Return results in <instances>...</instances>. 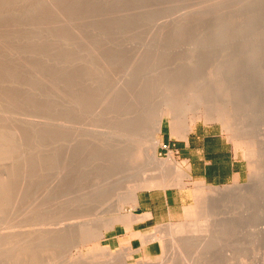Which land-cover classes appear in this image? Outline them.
<instances>
[{
	"label": "rangeland",
	"instance_id": "rangeland-1",
	"mask_svg": "<svg viewBox=\"0 0 264 264\" xmlns=\"http://www.w3.org/2000/svg\"><path fill=\"white\" fill-rule=\"evenodd\" d=\"M1 1L2 0H0V73H2L0 74V104L2 108L0 109V139L1 136L2 139L0 144L2 146L0 145V151L4 155L6 153V155H0V177L2 175V179H0V187L1 185L3 186V184L5 185L8 183V185H6V188L8 189H6L4 186L0 188V200H2V202L0 201V203L1 205H3V208L2 206H0V218L2 217L0 219V264H40V262H42V264H99V262H101L100 264H185L182 262V260L177 258L178 255H176L177 257L173 256L172 249L173 252L174 250H177L175 252H177V254L179 253L177 248H173L174 245L178 246L179 249L182 248L181 251L184 250L183 246L187 245L186 248L188 251L186 255L188 254V257H186L185 261H191V257L194 256V259L192 258L191 262L194 263V261H198L197 264H264V154H262V152H264V148H262L263 145L261 144L264 142V112H262L264 107V0H40V2L39 0H14V3H11V1L13 0H6L7 2L10 1L12 5L10 3H7L5 0L2 2ZM19 1L20 3L17 4V2ZM80 2L82 4H79ZM235 4H240V6H242L244 9L238 14H231V8ZM17 5H19L20 7ZM41 5L43 6L41 7ZM82 5L84 8L82 7ZM16 6L17 8L15 10ZM23 6H25L26 11L23 9ZM39 6L41 9L38 10ZM9 8H12V10ZM77 10H79L78 14L76 13ZM80 10H83V12ZM12 11L14 16L12 15ZM84 11L86 14H84ZM27 12L32 15L27 14ZM34 12L36 13L34 14ZM48 12H50V15L48 14ZM203 12L209 13L208 17L213 16L217 19L211 20L206 19V17L203 19V17L201 16ZM7 13L9 14V16ZM47 14L49 15V17ZM81 14H83V16ZM249 24L251 25V27H249V30H247L245 33H243L242 35H237V33L235 34V32L237 31L236 28L238 29V26H246ZM231 25H234V27L232 28ZM217 26H223V28L220 27L221 29L218 33L219 35L215 37V30L217 29ZM179 27H181L179 29L180 32H177V29ZM204 36L206 40H203L206 42L203 41L204 43L198 44V37L200 40L204 38ZM33 46L36 47L34 48ZM89 47L90 49L92 48L91 51L88 50ZM122 48L126 51L124 52ZM106 51L107 53H105ZM78 53H83V61H81L80 58L82 54L77 55ZM91 54L94 58L91 56ZM109 54L110 56H108ZM251 54H254V56H258L257 61L249 62V57L252 56ZM61 55L63 56L61 57ZM114 55L116 57H114ZM76 57H79V59L77 58V60ZM136 57L138 58V60H135ZM142 57L144 58L143 61ZM160 57L162 58V60ZM72 58L75 59V62H73L74 60ZM90 58L91 60H93L91 61ZM157 59L162 62L161 67L159 66L160 62L157 61ZM126 60L129 63H127ZM76 61H79L81 64H78ZM93 61L94 63L96 62L95 65L93 64ZM149 61H151V64L149 63ZM64 62H66V64H72L69 73L70 76L69 74L66 75L65 73V75L68 76H65L66 80L68 81V83H70V85L66 82L64 77ZM156 62L158 69L156 68ZM128 64H132L136 70L139 69V66L143 67L145 69H143L145 72H149L147 73L148 75H146L147 77L145 78V80L148 79L146 80L147 82L143 80V83L148 84H146V89H148L149 92L151 90V93L146 90V93L148 92L149 94H147L151 95V97L147 96L148 101L147 99L145 100L147 104L142 101V105L141 103L139 104V102H137V107L135 108L134 106L135 115L137 117L136 120L139 125V131L138 136L135 138L133 144L131 143L132 145H134L135 143V146H133L132 148L130 147L132 145H130L129 143L128 144L130 146H128V144H125L127 143V139H121V135L119 137V134L117 132H114V134L116 133V135L118 136L115 137V135L112 134L114 135V137L107 136L106 138V135L102 131L106 125L105 118L107 117V115L104 112L105 115L103 114L102 118L101 115H96V113L94 114V111L96 110L95 106L98 103L97 101H101V98H98V91L99 89H102L103 86L101 87V85L103 84V81L109 77L113 83L117 82L118 79L122 77L120 75L123 73L125 66L127 67ZM136 64L137 67H135ZM58 65L60 67H58ZM80 65L83 69H81ZM163 65L165 68H171L172 70L173 68L174 70H177L176 67L179 68V71H181V73L179 72V75L181 74L182 76H184L183 74L189 73L191 77L204 76L205 81H198L195 84L196 87L195 85L193 86V84L191 87H187L186 83L184 84L181 82L175 84V87L174 83H176L177 80L175 82L173 80L174 83L171 82V85H174L175 88L174 94L172 95L173 100L169 98L167 102L169 103L170 101L171 103L168 104L166 101H163L166 100L164 99L163 95L168 92H166L167 87L166 85H164V79H161L162 76L160 77L159 75V73L161 74V72L166 74V71L168 70H165L164 67L162 68ZM151 67L152 69H150ZM118 69L119 71H117ZM76 70L78 73L76 72ZM92 71L94 74L92 73ZM117 72L119 75L117 74ZM137 72L141 73L142 69H139V71ZM87 73H89V75ZM76 74L78 75V78L76 77ZM116 76L117 78H115ZM138 76L139 75L137 73L136 76H134V79L133 77H130L133 83L131 87L133 86L134 90L138 82L140 81L138 85H140L141 83V80H138L140 76ZM87 77H89L88 80ZM101 77L104 78L102 79ZM135 78L138 80V82L134 81ZM80 79H82L83 82H80ZM152 80H154V82ZM161 80L162 83H160ZM99 81L100 83H98ZM30 82H32V84ZM82 83L84 86L82 85ZM153 83H155V85H153ZM171 85L169 84L168 86L170 87V89L172 88ZM197 85L199 88L197 87ZM88 87H90L89 90ZM133 87L131 88V90H129V92L132 93L134 97H136L135 95H137L138 91L134 93V91H132ZM161 87L163 88V90H165L159 91V88ZM136 88L138 89L139 87L137 86ZM66 89L68 90L66 91ZM63 90L65 91L64 94ZM14 91L16 92L17 96L13 94L15 93ZM78 91H81V95L77 94H80V92ZM83 91L84 93H82ZM87 92L88 94H86ZM152 92H155V94L153 95ZM156 92L158 93V95H156ZM179 92L180 94H178ZM67 93L68 96L67 98H65ZM160 94H163V100L161 99L162 97H159L161 96ZM12 95L15 96V99ZM152 95L154 97H152ZM176 96L179 97V99H176ZM75 97H77V99L80 98L76 100L78 101L77 104L74 100ZM215 97L216 99L221 98L222 100L224 98V100L221 102V99H219L218 103L220 101L221 104L217 103L218 105H216V103H213L214 105L211 104L209 106V109L211 110L210 113L212 114V112H214L213 115H210V117H208L209 115L206 114V107L202 104L203 99L205 98L206 100H204L207 101L209 99H215ZM11 98L13 101L11 100ZM16 98L17 100L19 99L18 102H16ZM24 98L25 102L23 101ZM2 99L6 100L2 101ZM72 99L74 101H72ZM67 100L69 103L67 102ZM225 100L226 103L224 106L223 104ZM6 102L7 104H10L6 105ZM164 103L167 105H165ZM180 103L182 104V106L184 105L182 107L183 110L182 108L179 109L181 107ZM67 105L72 110L68 109ZM73 105H75V107H73ZM139 105L141 107H138ZM195 105L199 106V109L196 110V108H194ZM5 107H8V109L6 108V110ZM234 107H236L237 109L235 110ZM3 109H5V111ZM78 109L81 110L78 111ZM222 109L224 110L222 111ZM67 110L68 113H66ZM6 111L7 113L9 112V114H7ZM11 111L12 114H10ZM159 113L164 117L162 130L164 126L169 124H171L172 127L175 128L174 130L177 131L181 128L184 129L188 127L190 128L189 131H192L196 126L205 125L211 129L214 128L215 130L222 132L224 137L229 140L234 150L237 152L239 158L244 162L245 176L243 180L223 186H211L192 181L188 173L187 163L180 159L176 153L172 152L170 148L163 149L162 131L160 133H156L152 130L153 132H155V135L151 134L154 135V139L149 137L151 136L149 133L152 132L147 128V121L149 124L152 120L151 118H153L152 116L154 115V117H156L159 115ZM17 114L18 116H16ZM219 114H221L223 117ZM1 115L3 116V118ZM27 115L28 118L26 120ZM70 115H72V119L70 118ZM79 117L80 119H78ZM99 118H101V122ZM138 118H141L142 120L140 119V121H138ZM17 119L18 121H16ZM31 119L33 120L31 121ZM66 119L68 121H66ZM6 121H8L9 123H7ZM47 121L48 123H46ZM61 121L63 126L61 124ZM94 121L98 124L97 126L95 125ZM79 122L80 124H78ZM2 123H6V126H4V124ZM69 123L70 126H68ZM102 123L105 124L103 125ZM34 124H36V128H34ZM39 124L41 125V127L42 124H45L46 130L43 129L45 126L41 128ZM144 124L146 125V127ZM173 124L175 125V127ZM31 125L33 129L30 127V132H28L29 126ZM60 125L61 127H63L61 128V130H59ZM82 127L83 129H81ZM64 129L65 133L67 130V135L69 134L68 130H70V134L72 133L70 137V134L68 136L64 134ZM76 129L80 134L77 133ZM105 129L106 128H104V132L107 134V129ZM31 130L33 131L32 135H30V133H32ZM38 130L42 131V133H39ZM44 130L47 132H45ZM35 131L39 134H37ZM55 131L58 132L55 134ZM80 131H82L83 133H81ZM48 132L50 133L48 134ZM139 132H142V134H140ZM81 134H83L82 137ZM18 135H20L21 138ZM23 135H27V139H25L26 136ZM57 136L58 138L60 137L59 140L58 138H56ZM75 136L80 137L76 138ZM11 137L15 139L13 140L11 139ZM42 137L43 140H41ZM64 137L66 138V140ZM74 137L77 141L76 144L74 143ZM83 137H85V139ZM35 138L36 141L34 142ZM67 138L69 141L67 140ZM89 138H91V140H89ZM149 138H151L152 140L157 139L160 141L155 150L153 149L155 151V159H157V161L155 163V161L152 162L151 160V166L149 165V161H147V164H144V162H146L149 157L148 155L145 158V153L149 151L148 153L151 154L152 152V149H150L152 143L150 142ZM56 140H58L59 142ZM121 140L123 141V144ZM3 141L6 143H3ZM30 142L32 145L30 144ZM94 142L98 146H100V148H98ZM86 143L90 144L87 145ZM21 144H24V148L23 146H21ZM124 144L126 145L125 147ZM34 145L36 146L33 148L32 146ZM9 147H14V152L12 151L13 149H8ZM126 147L128 148L127 151ZM135 147L137 148V150ZM60 148L63 153H60V151L58 153L57 150H59ZM65 148L67 149V153ZM73 148H75V150ZM129 148H131L128 153L129 157L128 155L126 157L125 155L127 154ZM76 149L78 150L76 151ZM38 150L41 154L38 152ZM50 150L54 152L55 155H53ZM73 150L75 152H73ZM27 151L30 154L27 153ZM121 152H123L124 156ZM131 152L133 153V155ZM138 153L140 154L138 155ZM22 154H24V156H22ZM31 154L35 156H31ZM58 154L59 158L61 157L60 159L56 157ZM88 154L89 156L87 158ZM135 154L138 160L135 159ZM48 155H52L55 158L51 156L47 158ZM101 155L104 156L101 157ZM40 156H42V159L40 158ZM78 157H80V159ZM124 157L125 160H127L128 158L127 162L130 161L132 165L130 163H126V165L124 164L125 168L123 167V165H120L124 161ZM2 158L4 161L2 160ZM15 158L17 159L16 161ZM28 158L30 161L32 160V162H30L31 164L29 163V160H26ZM74 158H76L74 162L70 161ZM143 158L144 161H141L143 160ZM50 159L53 161H50ZM92 159L95 161L92 162ZM134 159L138 162H135ZM160 160L168 161V163H176V165L178 166V170L175 171L169 169L166 170L165 173H161V170L158 169L159 164H157ZM26 161L28 165L26 164ZM111 161H113L112 165H114V169L118 168L119 165V167L125 169L121 171L122 169L118 168L121 169V172H123L120 175L118 174L120 177H118V175L116 174V172L119 170L116 169V171L112 169L113 167L111 166ZM115 161L118 163H120L121 161V163H117V166V164H115ZM46 162H48L49 164H47ZM140 162H143L144 166L142 165V167L144 168L148 167L147 165H149L148 173L152 174L150 176L152 177V182H145L147 186L144 185L143 181V185H141L140 180L142 179V177H139V175H136L134 173L138 171L136 170L138 169L136 167L141 166L142 163ZM33 164L34 168L31 170ZM105 164L107 165V167ZM9 165L13 168V170L11 169V167L9 168ZM13 165H15V167ZM20 165L21 167L19 169ZM29 165L30 167H32L30 168ZM128 165H130L129 167H131V171H129V173L131 172L130 174L127 171L129 167L126 168ZM156 165L158 168L156 167ZM102 166L103 170H101ZM104 166L106 167L105 169ZM132 166L135 169H133V173ZM23 167L24 169H22ZM76 168L79 169L77 170V172ZM87 168L89 171H86ZM109 168L110 171L108 170ZM6 169L8 171V174ZM14 169L16 170L14 171ZM11 170L13 172H11ZM98 170H100V172ZM106 170H108L107 175H109V177H112V179L113 176L110 175L112 174L110 172L116 171L115 176L117 175L116 177L118 178L117 179L114 176V182L115 180H117L118 182L116 181V184L113 182V186L109 191V193L113 192L111 193L112 196L111 194L108 195L107 193L106 196L100 198V201L98 200V198L97 201H92L93 203L91 201L88 202V204L83 202V205H79L78 203V206L75 201L79 199L81 192L78 195L77 190H81L84 188V186L89 185L88 183L90 181L93 182L91 178H94V181H96L104 172V175H106ZM91 173H93V175ZM32 174L35 175V177ZM94 174H97L98 176L96 177ZM14 175H16V177ZM134 175H136V177L138 176L140 180H136V178H134ZM131 176L135 180H133ZM52 177L54 178L52 179ZM57 177L58 179L56 181L55 179ZM4 179H6V183ZM10 179L12 180V184L9 181ZM2 180L4 182H2ZM58 180H60L59 182L62 181V187L60 185L61 183H59ZM38 181L42 183H39ZM69 181L71 182L69 183ZM86 181H88V183L84 184L83 182ZM136 181H140L138 182L140 185ZM67 184L70 185L67 186ZM136 184H138L139 186L137 185L138 187H136ZM129 185L131 186L128 187ZM14 186L16 187V189L14 188ZM140 186H142V188L138 189ZM134 187L136 188L135 191H137L134 193L135 195H132L131 192L134 191ZM184 187L188 188L189 191H191L189 206L185 209V213L183 214V216H180L178 220L160 226L157 229V233L154 234L152 238L154 240H159L163 244V254L154 258L133 259L130 256L129 250L127 249L116 251L106 246V242L104 241L106 233L123 220L124 216L126 215L127 209L133 205L135 201L134 198L139 192L143 190H168ZM50 188L51 190L53 189L52 192ZM9 189L11 194L6 195ZM73 189L76 190L74 191ZM219 190V194L221 196L218 194V192H216ZM50 192L52 194H50ZM224 192L227 194V198H225L226 194H224ZM28 194L30 195L28 196ZM130 195H132V197ZM108 196H111L110 199L108 198ZM5 198L6 200L4 201ZM49 198L51 199L50 201ZM70 198L72 201H70ZM40 200H42V202ZM45 200H47L48 203H46ZM227 200H230V202H228ZM90 203H92V205L94 204V208H91L92 206H89L91 205ZM95 203L99 205L97 206V208L95 207L97 205ZM63 204H65V206ZM71 205L73 207H71ZM5 206L7 208H5ZM66 207L68 209V212L66 210ZM74 207L75 209H78L79 207L80 210L84 209L88 212H91L92 209L94 211V214L92 212L91 213L94 215V218L92 217V215L91 218L89 217V220H87L91 222V225L94 224L92 225L93 227L99 228L98 231L100 230L101 232L99 231L100 233L98 232L99 234H97L92 240L88 239L91 238V235L87 236L88 232H90L89 234H91V231L89 230L85 231L87 232L85 234L84 232H66L68 246L65 247V243L58 244V252V250H56V243L54 244V242H57L58 239H54L55 241L53 239L50 240L48 239L49 237L46 234V236L43 235L45 233L44 228L47 227V225L44 223L51 220V217L49 216H52V214L53 216L55 214L58 215L59 213L63 212V210H65V213H62V215L64 216H67L69 213H73V211L75 210ZM21 209H24L23 217L20 214L23 212V210ZM29 209L33 212H31ZM208 209L211 211L212 215H210ZM206 210L208 211V213L206 212L207 214L205 213ZM4 211L7 213V215L6 213H3ZM25 211L27 213H25ZM3 214H5V218L3 217ZM28 215L29 218L27 217ZM208 215L211 216V218L208 217L210 221L204 218H207ZM24 217L27 219H25ZM14 219H18L19 223L17 221V225L13 224L16 223V220L14 221ZM100 220L103 222H101ZM20 221L23 223H21ZM96 221L99 223H97ZM201 222H204V225H206V222L208 224H212L213 222V224L210 227H207L208 231L206 232L205 230L204 232H200L199 230V232L192 231V229L194 228V224H198L199 228V224ZM104 225L105 228L106 225H109L110 227L105 229ZM200 225L202 226V224ZM172 226H174V230L175 226L176 229L177 226H181V228L184 226L183 228H185V231H182L184 232V234L182 235L181 232V235L177 233V239L176 236L174 238L173 234L177 231L179 232V230H175V232L172 233V231H170V229L173 230ZM206 226H204V228H206ZM162 230L165 231L164 234H161ZM41 234L42 236H40ZM77 234H80V236H77ZM49 236L50 238H52L53 236H55V238H58L59 234L49 233ZM28 237L32 238H30L29 240ZM188 238L190 239V241ZM3 239L5 240L3 241ZM34 239L35 242H32L31 240ZM79 239L81 240V242ZM173 239L177 240L175 244L173 243ZM6 241L10 245H8ZM28 241L29 244H27ZM50 241L51 243L53 242V245H50L48 243ZM36 242L37 245L35 244ZM39 243H41V251L39 249ZM25 244L26 246H24ZM47 244L48 246L50 245L49 248ZM70 244L71 246H69ZM182 244L184 245L181 247ZM191 245H193L194 247ZM13 246L16 248H13ZM34 246L38 249L33 248ZM41 246H45V248H43L42 250ZM72 246L73 248H71ZM12 248L14 249V251ZM65 248H68V250H65ZM62 249L63 251H65L61 252ZM27 251L28 254H26ZM16 252H20L18 254L21 256L19 257ZM32 252L34 253V255L38 254L39 256L37 255L38 257L36 258V256H34ZM184 252H186V250ZM42 253L44 254V256L42 255ZM61 254H63V257ZM32 256L34 257L33 259ZM14 258H18V260L16 261V259ZM42 259H44L45 262ZM173 259L176 262L173 261Z\"/></svg>",
	"mask_w": 264,
	"mask_h": 264
},
{
	"label": "bare ground",
	"instance_id": "bare-ground-1",
	"mask_svg": "<svg viewBox=\"0 0 264 264\" xmlns=\"http://www.w3.org/2000/svg\"><path fill=\"white\" fill-rule=\"evenodd\" d=\"M2 1H4V0H2ZM2 1H1V2H2ZM5 1H6V0H5ZM20 1H21V0H20ZM20 1L17 2V4L20 3ZM33 1H34V0H33ZM35 1H36V0H35ZM58 1H59V0H58ZM6 2H7V1H6ZM12 2L14 3V0L11 1V3H12ZM37 2H38V1H37ZM39 2H40V0H39ZM7 3H10V1L7 2ZM11 3H10V4H11ZM23 3H24V2H23ZM42 3H43V2H42ZM50 3H51V2H50ZM52 3H53V2H52ZM3 4H4V2H3ZM33 4H34V3H33ZM33 4H32V5H33ZM35 4H36V3H35ZM43 4H44V3H43ZM79 4H82V3L80 2ZM11 5H12V4H11ZM15 5H16V4H15ZM22 5H23V4H22ZM36 5H37V4H36ZM36 5H35V7H36ZM83 5H84V4H83ZM83 5H82V7H83ZM4 6H5V5H4ZM17 6H19V5H17ZM17 6L15 7V10H16ZM42 6H43V5H41V7H42ZM47 6H48V5H47ZM19 7H20V6H19ZM23 7H24V8H23ZM23 7H22V8L25 10V6H23ZM1 8H2V7H1ZM32 8H34V7H32ZM46 8H47V7H46ZM70 8H71V7H70ZM83 8H84V7H83ZM7 9H8V8H7ZM9 9L12 10V8H9ZM39 9H41L40 6H39L38 10H39ZM49 9H50V8H49ZM67 9H68V8H67ZM243 9H244V8H243L242 6H240V4H235V5H233L232 8H231V14H238V13L242 12ZM20 10H21V9H20ZM27 10H28V8H27ZM35 10H36V9H35ZM68 10H69V9H68ZM1 11H2V10H1ZM22 11H23V10H22ZM25 11H26V10H25ZM31 11H32V10H31ZM31 11H30V13H31ZM78 11H79V10H77V12H76L77 14H78ZM80 11L83 12V10H80ZM6 12H7V11H6ZM18 12H19V9H18ZM28 12H29V10H28ZM28 12H27V14H30V13H28ZM36 12H37V11H36ZM36 12H34V14H35ZM205 12H206V11H205ZM205 12H203L202 14L200 13L201 16L203 17V19H204L205 17H206V19H211V20H215V19H217L216 17H213V16H209V17H208V14H209V13H205ZM2 13H3V12H2ZM8 13H9V12H8ZM8 13H7V14H8ZM20 13H21V11H20ZM25 13H26V12H25ZM32 13H33V12H32ZM79 13H81V12H79ZM48 14L50 15V12H48ZM48 14H47V15H48ZM84 14H86L85 11H84ZM198 14H199V12H198ZM12 15L14 16L13 11H12ZM23 15H24V14H23ZM30 15H32V14H30ZM49 15H48V17H49ZM81 15L83 16V14H81ZM3 16H4V15H3ZM8 16H9V14H8ZM33 16H34V15H33ZM84 16H85V15H84ZM199 16H200V15H199ZM15 17H16V16H15ZM19 17H20V15H19ZM79 17H80V16H79ZM80 18H81V17H80ZM22 19H23V18H22ZM30 19H31V18H30ZM7 20H8V19H7ZM16 20H17V19H16ZM19 20H20V19H19ZM24 20H25V19H24ZM0 21H1V20H0ZM5 21H6V19H5ZM5 21H4V22H5ZM2 22H3V21H2ZM231 26H232V25H231ZM235 26H236V25H235ZM220 27L223 28V26H217V27H216L217 29L215 30V37H217V36L219 35L218 33H219L220 29H221ZM225 27H226V26H225ZM233 27H234V25L232 26V28H233ZM249 27H251L250 24H249V25H246V26H238V29L235 27L236 30H237V31L235 32V34L237 33V35H242V34L245 33L247 30H249ZM180 28H181V27H179V28L177 29V32H178V31L180 32V30H179ZM235 28H234V29H235ZM233 32H234V31H233ZM201 37H202V36H201ZM201 37H200V38H201ZM203 39H205V36H204V38H202V39H200V40H199V37H198L197 43H198V44H201V43L206 42V41H204ZM205 40H206V39H205ZM212 40H213V39H212ZM203 41H204V42H203ZM29 45H30V44H29ZM31 45H32V44H31ZM33 47H34V46H33ZM35 47H36V46H35ZM35 47H34V48H35ZM83 48H84V47H83ZM21 49H22V48H21ZM91 49H92V48H91ZM91 49H90V47L88 48V50H90V51H91ZM111 49H113V48H111ZM116 49H117V48H116ZM122 49H123V48H122ZM122 49H121V50H122ZM117 50H118V49H117ZM123 50H124V52L126 51L125 49H123ZM17 51H18V50H17ZM80 51H81V50H80ZM21 52H22V51H21ZM23 52H25V51H23ZM86 52H87V49H86ZM120 52H121V51H120ZM18 53H19V52H18ZM105 53H107V51H106ZM126 53H127V52H126ZM128 53H129V52H128ZM252 53H253V52H252ZM254 53H255V51H254ZM79 54H82L80 58H81V61H83V59H82L83 53H78L77 55H79ZM84 54H85V52H84ZM103 54H104V53H103ZM88 55H89V54H88ZM112 55H113V54H112ZM112 55H111V57H112ZM115 55H116V54H115ZM115 55H114V57H116ZM125 55H126V54H125ZM251 55H252V54H251ZM62 56H63V55H61V57H62ZM72 56H73V55H72ZM91 56H92V54H91ZM91 56H90V57H91ZM108 56H110V54H109ZM255 56H256V57H255ZM255 56H254V54H253L251 57H249V62H255V61H257V57H258V56H257V55H255ZM70 57H71V55H70ZM92 57H93V56H92ZM140 57H141V56H140ZM59 58H60V56H59ZM77 58L79 59V57H76V59H77ZM86 58H87V57H86ZM86 58H85V60H86ZM93 58H94V57H93ZM106 58H107V56H106ZM109 58H110V57H109ZM127 58H128V56H127ZM160 58H161V57H160ZM190 58H191V57H190ZM64 59H66V58H64ZM72 59L74 60V61H73V60H72V61L75 62V59H74V58H72ZM78 59H77V60H78ZM104 59H105V57H104ZM140 59H141V58H140ZM85 60H84V61H85ZM90 60H91V58H90ZM92 60H93V59H92ZM92 60H91V61H92ZM94 60H96V59H94ZM110 60H111V59H110ZM135 60H138V58L136 57ZM143 60H144V58L142 57V61H143ZM161 60H162V58H161ZM258 60H259V59H258ZM113 61H114V60H113ZM115 61H116V59H115ZM142 61H141V62H142ZM157 61H159V60L157 59ZM76 62H77V61H76ZM87 62H88V60H87ZM103 62H104V61H103ZM126 62H127V60H126ZM135 62H136V61H135ZM150 62H151V61H149V63H150ZM159 62H160V64H159V63H158V64H159V66L161 67V63H162V62H161V61H159ZM77 63L79 64L80 62L78 61ZM82 63H83V62H82ZM84 63H85V62H84ZM95 63H96V62H95ZM95 63H94V61H93V64H94V65H95ZM127 63H129V62H127ZM131 63H132V62H131ZM64 64H65V68H64V77H65L66 75H68V74L70 73V69H71V67H72V64H71V63H70V64H66V62H64ZM80 64H81V63H80ZM86 64H87V63H86ZM89 64H90V63H89ZM103 64H104V63H103ZM122 64H123V63H122ZM124 64H125V62H124ZM132 64H133V63H132ZM132 64H130L131 66H130L129 64H128L127 67L125 66L124 71L122 70L123 73L121 72L123 75H122V74L120 75V76H122V77H121L120 79H118L117 82L114 81L115 83H113L112 80H111L109 77H108L106 80H104V81L102 80V81H103V84L101 85V87H102V86H103V87H102V89H99V91H98V92L100 93V94L98 93V95H99L98 98L100 97V98H101V99H100L101 101H97L98 103L96 102V103H97L96 106H95V109H96V110L94 111V114L96 113V115H97V114H98V115H101V117H102V115L104 114V112H105V114L107 115V117L105 118V120H106V125H105V127H104V128L107 129V131H106L107 134L104 132V128H103V131H102V132L106 135V138H107V136H108V137H109V136H110V137H111V136L114 137V135H115V137L118 136V135H116V133L114 134V132H117V133L119 134V137H120V135H121V137H122L121 139H127V143H125V144H128V143H129L130 145L133 144L135 138L138 136V131H139V128H138L139 125H138V123H137V120H136L137 117H136V115H135V108L137 107V102H139V104H140L142 101L146 103L145 100L148 98L147 96H150V97H151V95H148L149 93H151V90H150V92H149L148 89H146V84H147V83H143V80H145V78L147 77L146 75H148L147 73H149V72H145V71H144L145 69H144L143 67H139V66H138V68H139L140 70L142 69V72H143V73H142V72H141V73H140V72H137V71H139V69L136 70ZM150 64H151V63H150ZM98 65H99V64H98ZM140 65H141V63H140ZM154 65H155V64H154ZM60 66H61V64H60ZM60 66L58 65V67H60ZM142 66H143V64H142ZM74 67H75V66H74ZM80 67H81V65H80ZM123 67H124V66H123ZM135 67H137V64H136ZM144 67H145V66H144ZM147 67H148V66H147ZM152 67H155V66H152ZM152 67H151L150 69H152ZM163 67H164V65L162 66V68H163ZM98 68H99V66H98ZM98 68H97V69H98ZM156 68H157V62H156ZM81 69H83V68L81 67ZM92 69H94V68H92ZM95 69H96V68H95ZM143 69H144V70H143ZM157 69H158V68H157ZM164 69L167 70L168 68H165V67H164ZM170 69H171V68H169V69L167 70L168 72L166 71V74L161 72V74H162V75H161V74L159 73L160 77L162 76L161 79H164V81H165V84H164V85H166V87H167L166 92L168 91V92L165 93V94L163 93L164 95H163V94H160V95H161V96H159L160 98H161L162 95H163V96H164V99H166V100H163V97H162L161 99H162L163 101H166V102H167V100H169V98L172 99V97H173L172 95L174 94V90H175L174 85L177 84V83H179V82L184 83V84L186 83V86H187V87H188V86L191 87L192 84H193V86H194L198 81H200V82H201V81H205V80H204V78H205L204 76H193V77H191L190 73H189V74H183L184 76H182L181 74L179 75V72L181 73V71H179V70H180L179 68L176 67V69H177L178 71H177V70H174V68H173V70H172V69L170 70ZM120 70H121V69H120ZM159 70H160V69H159ZM159 70H158V71H159ZM161 70H162V69H161ZM169 70H170V71H169ZM8 71H9V70H8ZM14 71H15V70H14ZM72 71H73V68H72ZM79 71H80V70H79ZM84 71H85V70H84ZM117 71H119V69H118ZM152 71H153V70H152ZM154 71H155V70H154ZM162 71H163V70H162ZM6 72H7V71H6ZM59 72H60V71H59ZM76 72H77V70H76ZM86 72H87V71H86ZM90 72H91V71H90ZM95 72H96V70H95ZM159 72H160V71H159ZM164 72H165V71H164ZM177 72H178V73H177ZM1 73H2V72H1ZM1 73H0V74H1ZM11 73H12V72H11ZM65 73H66V75H65ZM77 73H78V72H77ZM80 73H81V72H80ZM92 73H93V71H92ZM111 73H113V72H111ZM137 73H138V75L140 76V77L138 76V77H139L138 80L140 79V80H141V83H140V85H138L140 81L138 82V80L136 79L137 77H136L134 81H137V82H138V84H137L136 82H135V83L137 84V86H138L139 88L137 89V88H136L137 86H135V90L137 89V90L135 91V90H134V87L132 86V87H133V90H132V91H134V93L138 91L137 95L134 94V95L136 96V97H134V96L132 95V93L129 92V90H131V88H132L131 85L133 84L132 81H131V79H130V77H133V79H134V76H136ZM156 73H157V72H156ZM15 74H16V73H15ZM71 74H72V73H71ZM74 74H75V73H74ZM87 74L89 75V73H87ZM93 74H94V73H93ZM115 74H116V72H115ZM115 74H114V76H115ZM117 74H118V72H117ZM154 74H155V73H154ZM76 75H77V74H76ZM118 75H119V74H118ZM150 75H151V74H150ZM15 76H16V75H15ZM69 76H70V74H69ZM81 76H82V75H81ZM84 76H85V74H84ZM92 76H93V75H92ZM111 76H112V75H111ZM155 76H156V75H155ZM163 76H164V78H163ZM8 77H9V76H8ZM66 77H68V76H66ZM66 77H65V80H66ZM71 77H72V76H71ZM76 77L78 78V75H77ZM93 77H94V76H93ZM118 77H119V76H118ZM10 78H11V77H10ZM61 78H62V77H61ZM101 78H102V77H101ZM101 78H100V79H101ZM103 78H104V77H103ZM103 78H102V79H103ZM115 78H117V76H116ZM150 78H151V77H150ZM5 79H6V77H5ZM67 79H68V78H67ZM88 79H89V77H87V80H88ZM157 79H158V78H157ZM201 79H203V80H201ZM96 80H97V79H96ZM113 80H114V78H113ZM146 80H148V79H146ZM146 80H145V82H147ZM149 80H150V79H149ZM173 80H174V82L177 80L176 83H174ZM34 81H35V80H34ZM81 81H82V79H80V82H81ZM84 81H85V79H84ZM134 81H133V82H134ZM152 81L154 82V80H152ZM66 82L68 83L67 80H66ZM66 82H65V83H66ZM76 82H79V81H76ZM82 82H83V81H82ZM149 82H150V81H149ZM171 82H173L174 85H171ZM30 83L32 84V82H30ZM33 83H34V82H33ZM65 83H64V84H65ZM98 83H100V81H99ZM160 83H162V80H161ZM68 84L70 85V83H68ZM68 84H67V85H68ZM84 84H85V83H84ZM169 84L172 86L171 89H170V87H168ZM198 84H199V83H198ZM82 85H83V83H82ZM147 85H148V84H147ZM150 85H151V84H150ZM153 85H155V83H153ZM156 85H157V84H156ZM33 86H34V85H33ZM83 86H84V85H83ZM94 86H95V85H94ZM177 86H178V85H177ZM181 86H182V85H181ZM186 86H185V87H186ZM86 87H87V85H86ZM175 87H176V85H175ZM185 87H182V88H185ZM195 87H196V85H195ZM195 87H194V88H195ZM197 87H198V85H197ZM200 87H201V86H200ZM89 88H90V87H88V90H89ZM97 88H98V85H97ZM173 88H174V89H173ZM198 88H199V87H198ZM139 89H140V90H139ZM195 89H196V88H195ZM67 90H68V89H66V91H67ZM69 90H70V89H69ZM146 90L149 92V93L147 92L148 94L146 93ZM161 90L164 91L165 89L163 90V88L161 87V88H159V91H161ZM181 90H182V89H181ZM188 90H189V88H188ZM75 91H76V90H75ZM152 91H153V90H152ZM179 91H180V90H179ZM14 92H15V91H14ZM64 92H65V91L63 90V94H64ZM78 92H80V94H79V93H77V94H78V95H81V91H78ZM89 92H90V91H89ZM188 92H189V91H188ZM8 93H9V90H8ZM10 93H11V92H10ZM12 93H13V92H12ZM82 93H84V91H83ZM152 93H153V92H152ZM156 93H157V92H156ZM3 94H4V93H3ZM13 94L16 95V92L13 93ZM17 94H18V93H17ZM86 94H88V92H87ZM90 94H91V93H90ZM146 94H147V95H146ZM154 94H155V92L153 93V95H154ZM178 94H180V92H179ZM5 95H6V94H5ZM82 95H83V94H82ZM153 95H152V97H154ZM156 95H158V93H157ZM12 96H13V98L15 99V96H14V95H12ZM16 96H17V95H16ZM67 96H68V93H67L66 97H65V95H64L65 98H67ZM177 96H178V95H177ZM177 96H176V97H177ZM181 97H182V96H181ZM181 97H180V98H181ZM9 98H10V97H9ZM9 98H8V99H9ZM18 98H19V97H18ZM69 98H70V93H69ZM71 98H72V97H71ZM80 98H81V96H80ZM80 98H78V99H80ZM83 98H84V97H83ZM91 98H92V97H91ZM95 98H96V96H95ZM174 98H175V97H174ZM21 99H23V98H21ZM34 99H35V98H34ZM78 99H77V97L74 98L75 101L78 100ZM92 99H93V98H92ZM151 99H152V98H151ZM161 99H160V100H161ZM176 99H179V97H177ZM204 99H205V98H204ZM204 99H203L202 104L206 107V110H207V111H206V110H205V111H206V114L209 115L208 117H210V115H213V112H214V111H213L212 114L210 113L211 110L209 109V106H210L211 104H213V103H216V105L221 104V102L224 100V98H223V100H222L221 98L216 99V97H215V99L213 98L214 100H213V99H212V100L209 99V100L205 101L206 99H205V100H204ZM219 99H221V102L219 101V103H218V100H219ZM4 100H6V99H4ZM4 100L2 99V101H4ZM11 100H12V98H11ZM16 100H17V98H16ZM18 100H19V99H18ZM18 100H17L16 102H18ZM30 100H31V97H30ZM30 100H29V101H30ZM74 100L72 99V101H74ZM86 100H87V99H86ZM94 100H95V99H94ZM172 100H173V99H172ZM12 101H13V100H12ZM23 101L25 102V98H24ZM23 101H22V102H23ZM83 101H84V100H83ZM147 101H148V99H147ZM67 102H68V100H67ZM77 102H78V101H76V104H77ZM84 102H85V101H84ZM86 102H87V101H86ZM175 102H176V101H175ZM198 102H199V101H198ZM198 102H196V103H198ZM227 102H228V101H227ZM13 103H14V102H13ZM13 103H12V104H13ZM68 103H69V102H68ZM73 103H74V102H73ZM81 103H83V102H81ZM94 103H95V102H94ZM167 103H168V102H167ZM169 103H171V102L169 101ZM169 103H168V104H169ZM217 103H218V104H217ZM225 103H226V100L224 101V104H223L224 106H225ZM228 103H229V102H228ZM5 104H6V105H9L10 103L7 104V102H6ZM24 104H25V103H24ZM84 104H85V103H84ZM86 104H87V103H86ZM146 104H147V103H146ZM146 104H145V105H146ZM164 104H165V103H164ZM172 104H173V103H172ZM172 104H171V105H172ZM180 104H181V103H180ZM26 105H27V104H26ZM141 105H142V103H141ZM165 105H167V104H165ZM178 105H179V104H178ZM203 105H202V106H203ZM213 105H214V104H213ZM226 105H227V104H226ZM24 106H25V105H24ZM24 106H23V107H24ZM78 106H79V103H78ZM82 106H83V104H82ZM86 106H87V105H86ZM134 106H135V108H134ZM172 106H174V105H172ZM183 106H184V105H183ZM183 106H182V104H181V107H180V108H179L178 106H177V107H178L179 109H181ZM207 106H208V107H207ZM263 106H264V105H263ZM16 107H17V106H16ZM67 107H68V105H67ZM71 107H72V106H71ZM73 107H75V105H73ZM138 107H141V106L139 105ZM145 107H146V106H145ZM174 107H175V106H174ZM185 107H186V106H185ZM193 107H194V106H193ZM193 107H192V108H193ZM213 107H214V106H213ZM213 107H212V108H213ZM217 107H218V106H217ZM219 107H220V106H219ZM222 107H223V106H222ZM1 108H2V107H1V104H0V109H1ZM6 108L8 109V107H5V109H6ZM80 108H81V107H80ZM85 108H86V107H85ZM169 108H170V107H169ZM194 108H196V110H197V109H199V106L195 105ZM234 108H235V110L237 109L236 107H234ZM5 109H3V110L5 111ZM7 109H6V110H7ZM68 109L72 110L70 107H68ZM74 109H75V108H74ZM175 109H176V108H175ZM185 109H186V108H185ZM216 109H217V108H216ZM226 109H227V108H226ZM9 110H10V109H9ZM9 110H8V111H9ZM70 110H69V111H70ZM79 110H81V109H78V111H79ZM159 110H160V108H159ZM182 110H183V108H182ZM223 110H224V109H222V111H223ZM261 110H262V109H261ZM170 111H171V110H170ZM172 111H173V108H172ZM205 111H204V112H205ZM216 111H217V110H216ZM218 111H219V110H218ZM71 112H74V111H71ZM137 112H138V110H137ZM226 112H227V111H226ZM262 112H264V107H263ZM6 113H7V111H6ZM66 113H68V110L66 111ZM221 113H222V112H221ZM2 114H3V112H2ZM7 114H9V112H8ZM10 114H12V111H11ZM15 114H16V112H15ZM30 114H31V113H30ZM94 114H92V115H94ZM105 114H104V115H105ZM172 114H173V113H172ZM214 114H215V113H214ZM5 115H6V114H5ZM19 115H20V114H19ZM24 115H25V114H24ZM36 115H37V114H36ZM68 115H69V114H68ZM68 115H67V116H68ZM96 115H95V116H96ZM152 115H153V114H152ZM219 115H221V114H219ZM225 115H226V113H225ZM1 116H2V115H1ZM16 116H18V114H17ZM37 116H38V115H37ZM44 116H45V115H44ZM71 116H72V115H70V118H71ZM139 116H140V115H139ZM174 116H175V115H174ZM174 116H173V117H174ZM221 116H222V115H221ZM33 117H34V116H33ZM152 117H153V118H151V119H152L151 121H150V119H149V121H150L149 124H148V121L146 120V121H147V125H148L147 128H148V130H151V132H152V133H149L150 135H151V134H154L155 132H156V133H160V132L162 131V125H163V120H164L163 115L160 114V113H159L158 116L154 117V115H153ZM222 117H223V116H222ZM2 118H3V116H2ZM19 118H20V117H19ZM19 118H18V119H19ZM27 118H28V115H27V117H26V120H27ZM38 118H39V117H38ZM66 118H67V117H66ZM68 118H69V117H68ZM76 118H77V116H76ZM93 118H94V117H93ZM102 118H103V117H102ZM0 119H1V117H0ZM18 119H17L16 121H18ZM29 119H30V117H29ZM46 119H47V118H46ZM71 119H72V118H71ZM78 119H80V117H79ZM94 119H95V118H94ZM99 119H100V122H101V118H99ZM138 119H139V118H138ZM140 119H141V118H140ZM140 119H139L138 121H140ZM143 119H144V117H143ZM174 119H176V118H174ZM4 120H5V116H4ZM6 120H7V118H6ZM21 120H22V119H21ZM32 120H33V119H31V121H32ZM34 120H35V118H34ZM36 120H37V119H36ZM51 120H52V119H51ZM62 120H63V118H62ZM90 120H91V119H90ZM103 120H104V119H103ZM141 120H142V119H141ZM2 121H3V119H2ZM45 121H46V120H45ZM45 121H44V122H45ZM48 121H49V120H48ZM48 121H47L46 123H48ZM66 121H68V120L66 119ZM75 121H76V120H75ZM84 121H85V120H84ZM6 122L9 123L8 121H6ZM12 122H13V121H12ZM21 122H22V121H21ZM35 122H37V121H35ZM39 122H40V121H39ZM64 122H65V119H64ZM104 122H105V121H104ZM142 122H143V121H142ZM175 122H176V121H175ZM175 122H174V124H175ZM22 123H23V122H22ZM22 123H21V124H22ZM24 123H25V122H24ZM28 123H29V122H28ZM30 123H31V122H30ZM33 123H34V121H33ZM46 123H45V124H46ZM49 123H50V122H49ZM70 123H71V122H70ZM70 123H69L68 126H70ZM94 123H95L96 126L98 125L95 121H94ZM2 124H4V123H2ZM45 124H44V125L42 124V127H41L40 124H39V125H40L41 128H43V126H45ZM51 124H52V123H51ZM53 124H54V120H53ZM55 124H56V123H55ZM61 124H62V121H61ZM72 124H73V123H72ZM78 124H80V122H79ZM102 124H103V123H102ZM104 124H105V123H104ZM104 124H103V125H104ZM174 124H173V125H174ZM7 125H8V124H7ZM12 125H13V123H12ZM34 125H35L34 128H36V124H34ZM48 125H49V124H48ZM48 125H47V126H48ZM65 125H66V124H65ZM95 125H94V126H95ZM107 125H108V126H107ZM144 125H145V124H144ZM4 126H6V123L4 124ZM22 126H23V125H22ZM22 126H21V127H22ZM54 126H55V125H54ZM54 126H53V127H54ZM62 126H63V124H62ZM66 126H67V125H66ZM73 126H74V125H73ZM10 127H11V125H10ZM30 127L32 128V125L29 126L28 132H30ZM40 127H39V128H40ZM48 127H49V126H48ZM88 127H89V126H88ZM145 127H146V125H145ZM174 127H175V125H174ZM17 128H18V127H17ZM45 128H46V126H45L43 129H45ZM50 128H51V127H50ZM61 128H63V127H61V125H60V129H59V130H61ZM78 128H79V127H78ZM140 128H141V127H140ZM172 128H173V127H172ZM23 129H24V128H23ZM23 129H22V130H23ZM32 129H33V128H32ZM51 129H52V128H51ZM68 129H69V128H68ZM71 129H73V128H71ZM79 129H80V128H79ZM81 129H83V127H82ZM84 129H85V128H84ZM106 129H105V130H106ZM174 129H175V128H173V130H172V134H174V136H175V135L178 134V132L175 130V131L177 132V134L174 133ZM186 129H187V130H186ZM186 129H185V130H186V133H188L189 130H190V128L188 127V128H186ZM25 130H26V129H25ZM34 130H36V129H34ZM45 130H46V129H45ZM45 130H44V131H45ZM47 130H48V129H47ZM49 130H50V129H49ZM56 130H58V129H56ZM62 130H63V129H62ZM86 130H87V129H86ZM100 130H102V129H100ZM152 130L155 131V132H153ZM0 131H1V130H0ZM3 131H4V130H3ZM3 131H2V132H3ZM12 131H13V130H12ZM14 131H16V130H14ZM31 131H32V130H31ZM38 131H39V130H38ZM68 131H69V134H70V130H68ZM76 131H77V129H76ZM93 131H94V129H93ZM145 131H146V129H145ZM20 132H21V131H20ZM23 132H24V131H23ZM28 132H27V133H28ZM35 132H36V131H35ZM45 132H47V131H45ZM53 132H54V131H53ZM57 132H58V131H57ZM57 132L55 131V134H56ZM62 132H63V131H62ZM71 132H72V131H71ZM80 132L83 133L82 131H80ZM5 133H6V132H5ZM8 133H9V132H8ZM12 133H13V132H12ZM17 133H18V131H17ZM27 133H26V134H27ZM36 133L39 134V133H42V131H39V133H38V132H36ZM43 133H44V132H43ZM49 133H50V132H48V134H49ZM51 133H52V132H51ZM66 133H68L67 130H66ZM66 133H65V129H64V134L67 135ZM77 133H78V131H77ZM77 133H76V134H77ZM84 133H85V130H84ZM90 133H91V132H90ZM93 133H94V132H93ZM139 133H140V132H139ZM143 133H144V132H143ZM147 133H148V132H147ZM10 134H11V133H10ZM32 134H33V131H32V133H30V135H32ZM48 134H47V135H48ZM55 134H54V135H55ZM60 134H61V131H60ZM69 134H68V135H69ZM71 134H72V133H71ZM71 134L69 135V137L71 136ZM76 134H75V135H76ZM78 134H80V133H78ZM112 134H114V135H112ZM140 134H142V132H141ZM30 135H29V136H30ZM54 135H53V136H54ZM57 135H58V134H57ZM68 135H67V136H68ZM82 135H83V134H81V137H82ZM102 135H103V134H102ZM154 135H155V134H154ZM154 135H151V136H149V137H151V138L154 139ZM178 135H179V134H178ZM178 135H177V136H178ZM185 135H186V134H185ZM185 135H184V136H183V135H182V136L179 135V136H180L181 138H185ZM4 136H5V135H4ZM18 136L21 138L20 135H18ZM23 136H26L25 139H27V135H23ZM36 136H37V135H36ZM42 136H43V135H42ZM53 136H52V137H53ZM58 136H59V135H58ZM58 136H57L56 138H58ZM72 136H73V135H72ZM95 136H96V135H95ZM144 136H145V135H144ZM6 137H8V136H6ZM9 137H10V135H9ZM15 137H16V136H15ZM38 137H39V135H38ZM47 137H48V136H47ZM75 137H76V136H75ZM75 137H74V139H75ZM78 137H80V136H77L76 138H78ZM85 137H86V136H85ZM85 137H83V138L85 139ZM104 137H105V136H104ZM16 138H17V137H16ZM56 138H55V139H56ZM64 138H65V137H64ZM64 138H63V139H64ZM98 138H99V137H98ZM151 138H149V140H150V142L152 143V144H151L152 146L150 147V149H152V152H151V154L148 153L149 151H147L148 154L145 153V154H146L145 158H146L148 155H149V157H148V159L146 160V162H144V164H145V163L147 164V161H149V162H150V164H149L150 166H151V160H152V162L155 161V163H156V161H157V159H155V153H154L155 151H154V150H155V148L158 146V144L160 143L159 140H157V139L152 140ZM1 139H2V136H1ZM1 139H0V142H1ZM11 139L14 140L15 138H12V137H11ZM33 139H34V138H33ZM45 139H46V136H45ZM50 139H52V138H50ZM53 139H54V138H53ZM59 139H60V137L58 138V140H59ZM74 139H73V140H74ZM79 139H80V138H79ZM79 139H78V140H79ZM95 139H96V138H95ZM144 139H145V138H144ZM3 140H4V139H3ZM41 140H43V137H42ZM58 140H56V141H58ZM61 140H62V137H61ZM65 140H66V138H65ZM67 140H68V138H67ZM82 140H83V139H82ZM86 140H87V139H86ZM89 140H91V138H89ZM110 140H112V139H110ZM110 140H109V142H110ZM119 140H120V139H119ZM24 141H25V140H24ZM31 141H32V140H31ZM35 141H36V138H35L34 142H35ZM68 141H69V140H68ZM71 141H72V139H71ZM93 141H94V140H93ZM107 141H108V140H107ZM137 141H139V140H137ZM7 142H8V141H7ZM11 142H12V141H11ZM15 142H16V141H15ZM15 142H13V143H15ZM18 142H19V141H18ZM20 142H21V140H20ZM26 142H27V141H26ZM58 142H59V141H58ZM76 142H77V141H76V139H75V142H74V143L76 144ZM80 142H81V140H80ZM80 142H79V144H80ZM82 142H83V141H82ZM90 142H91V141H90ZM112 142H113V141H112ZM114 142H115V140H114ZM118 142H119V141H118ZM121 142H122V144H123V141H122V140H121ZM135 142H136V141H135ZM3 143H6V142L3 141ZM94 143H95V142H94ZM94 143H93V144H94ZM105 143H106V141H105ZM131 143H132V144H131ZM263 143H264V142H263ZM263 143H261V144L264 146ZM8 144H11V143H8ZM30 144H31V142H30ZM81 144H82V143H81ZM86 144H87V143H86ZM88 144H90V143H88ZM88 144H87V145H88ZM95 144H96V143H95ZM95 144H94V145H95ZM125 144H124V147L126 146ZM129 144H128V146H130ZM137 144H139V143H137ZM0 145H1V144H0ZM25 145H26V144H25ZM31 145H32V144H31ZM96 145H97V144H96ZM99 145H100V144H99ZM1 146H2V145H1ZM5 146H6V145H5ZM16 146H17V145H16ZM21 146H23V148H24V144H23V145L21 144ZM27 146H28V145H27ZM27 146H26V147H27ZM35 146H36V145H34V146H32V147L34 148ZM67 146H68V145H67ZM71 146H72V144H71ZM78 146H79V145H78ZM133 146H135V143H134V145H132V146H130V147L132 148ZM263 146H262V148H264ZM3 147H4V146H3ZM10 147H11V145H10ZM10 147H9L8 149H11V150H12V149L14 148V147H13V148H10ZM18 147H19V146H18ZM54 147H55V146H54ZM60 147H61V145H60ZM86 147H87V146H86ZM94 147H95V146H94ZM94 147H93V148H94ZM97 147L100 148V146H98V145H97ZM122 147H123V146H122ZM136 147H137V146H136ZM136 147H135V148H136ZM15 148H16V147H15ZM20 148H21V147H20ZM27 148H28V147H27ZM29 148H30V146H29ZM68 148H69V147H68ZM91 148H92V147H91ZM131 148H129L127 154L125 153V154H126V155H125L126 157H127V155H128V153H129V151H130ZM0 149H1V147H0ZM17 149H18V148H17ZM17 149H16V150H17ZM65 149H66V148H65ZM73 149L75 150V148H73ZM101 149H102V147H101ZM119 149H121V148H119ZM119 149H118V150H119ZM127 149H128V148L126 147V151H127ZM153 149H154V150H153ZM3 150H4V148H3ZM29 150H30V149H29ZM35 150H36V149H35ZM74 150H73V152H75ZM77 150H78V149H76V151H77ZM79 150H80V149H79ZM89 150H90V149H89ZM99 150H100V149H99ZM105 150H106V149H105ZM105 150H104V151H105ZM118 150H117V151H118ZM123 150H124V149H123ZM136 150H137V148H136ZM146 150H147V149H146ZM260 150H261V149H260ZM5 151H6V150H5ZM12 151L14 152V149H13ZM33 151H34V150H33ZM33 151H32V152H33ZM42 151H43V150H42ZM42 151H41V152H42ZM45 151H46V150H45ZM47 151H48V150H47ZM50 151H51V150H50ZM57 151H58V153H59V151H60V153L62 152V151H61V148H60L59 150H57ZM69 151H70V149H69ZM82 151H83V150H82ZM97 151H98V149H97ZM97 151H96V152H97ZM102 151H103V150H102ZM106 151H107V150H106ZM108 151H109V149H108ZM114 151H115V150H114ZM124 151H125V150H124ZM139 151H140V150H139ZM141 151H142V150H141ZM10 152H11V151H10ZM13 152H12V153H13ZM16 152H17V151H16ZM38 152H39V150H38ZM38 152H37V153H38ZM51 152H52V151H51ZM51 152H50V153H51ZM88 152H89V151H88ZM134 152H135V151H134ZM259 152H260V151H259ZM20 153H21V151H20ZM27 153H29V152L27 151ZM34 153H35V152H34ZM37 153H36V156H37ZM39 153H40V152H39ZM48 153H49V152H48ZM52 153H53V155H55L54 152H52ZM62 153H63V152H62ZM64 153H65V152H64ZM66 153H67V149H66ZM85 153H86V151H85ZM111 153H112V152H111ZM121 153L123 154V152H121ZM131 153H132V152H131ZM140 153H141V152H140ZM140 153H138V155H139ZM1 154H2V155H1ZM29 154H30V153H29ZM29 154H28V155H29ZM40 154H41V153H40ZM71 154H72V153H71ZM107 154H108V152H107ZM109 154H110V153H109ZM114 154H115V153H114ZM116 154H117V153H116ZM119 154H120V153H119ZM145 154H144V155H145ZM262 154H264V152H262ZM0 155L3 156L4 154L0 151ZM5 155H6V153H5ZM5 155H4V156H5ZM11 155H12V154H11ZM17 155H18V154H17ZM17 155H16V157H17ZM32 155H33V154H31V156H32ZM60 155H61V154H60ZM68 155H69V154H68ZM78 155H79V153H78ZM82 155H84V154H82ZM94 155H95V154H94ZM132 155H133V153H132ZM144 155H143V156H144ZM7 156H8V154H7ZM22 156H24V154H22ZM25 156H26V155H25ZM31 156H30V157H31ZM33 156H35V155H33ZM49 156L54 157V156H52V155H48L47 158H49ZM76 156H77V154H76ZM88 156H89V154L87 155V158H88ZM90 156H91V155H90ZM99 156H100V155H99ZM102 156H104V155H101V157H102ZM123 156H124V154H123ZM135 156H136V154H135ZM261 156H262V155H261ZM10 157H11V156H10ZM19 157H20V156H19ZM56 157L59 158V154H58ZM62 157H63V156H62ZM94 157H95V156H94ZM97 157H98V156H97ZM101 157H99V158H101ZM106 157H107V156H106ZM116 157H117V156H116ZM128 157H129V155H128ZM22 158H23V157H22ZM40 158L42 159V156H40ZM45 158H46V155H45ZM54 158H55V157H54ZM60 158H61V157H60ZM60 158H59V159H60ZM64 158H65V157H64ZM69 158H70V157H69ZM69 158H67V159H69ZM78 158L80 159V157H78ZM85 158H86V155H85ZM112 158H113V156H112ZM121 158H122V157H121ZM131 158H132V157H131ZM141 158H142V155H141ZM35 159H36V158H35ZM35 159H34V161H35ZM82 159H83V158H82ZM102 159H103V158H102ZM107 159H108V158H107ZM135 159H137V156H136ZM135 159H134V161H135ZM2 160H3V158H2ZM11 160H12V159H11ZM16 160H17V159L15 158V161H16ZM18 160H20V159H18ZM22 160H24V159H22ZM26 160L28 161L29 158L26 159ZM74 160H76V158H74L73 160H70V161H73V162H74ZM123 160H124V161H123L122 163H121V161H120L121 164L118 163V162H116V161H117V160H116V161H115V162H116L115 164L118 163V164H120V165H123V167H124V164L126 165V163H127V164H129V163L131 164L130 161L127 162V161H128V158H127V160H125V157H124ZM137 160H138V159H137ZM137 160H136V161H137ZM166 160H167V159H166ZM3 161H4V160H3ZM27 161H26V164H27ZM50 161H53V160L50 159ZM58 161H59V160H58ZM67 161H68V160H67ZM81 161H82V160H81ZM91 161L94 162L95 160L92 159ZM99 161H100V160H99ZM103 161H104V160H103ZM136 161H135V162H136ZM139 161H140V160H139ZM141 161H144V158H143V160H141ZM20 162H21V161H20ZM30 162H32V160H31V161L29 160V163H30ZM42 162H43V160H42ZM44 162H45V160H44ZM48 162H49V161H48ZM48 162H46V163L49 164ZM101 162H102V160H101ZM111 162H112V163H111V166L113 167L112 169H114V165H112V164H113V161H111ZM137 162H138V161H137ZM171 162H172V161H171ZM4 163H5V162H4ZM10 163H12V162H10ZM10 163H9V164H10ZM13 163H14V162H13ZM21 163H22V162H21ZM55 163H56V162H55ZM140 163H142V164H141V166H138V165H137L138 167H136V168H138V169H136V170H138V171H136V172L133 171L134 167L132 166V173L134 172L136 175H139V177H140V176L142 177V179L140 180L138 176H137V177H138V179H137L136 175H134V178H136V180H140V181H141V182H140V181H136L137 183L140 182L141 185H143V184H142V181H143V182H144V185L147 186V185L145 184V182H152V181H151V178H152V177H150L152 174L148 173V172H149V170H148L149 165H147L148 167L145 166L146 168H144V167H142V165L144 166L143 162H140ZM17 164H18V163H17ZM17 164H16V165H17ZM23 164H24V163H23ZM30 164H31V163H30ZM34 164H35V163H34ZM34 164H33V167L31 166L32 168H31L30 165H29V167L31 168V170L34 168ZM50 164H51V163H50ZM68 164H69V163H68ZM84 164H85V163H84ZM118 164H117V166H118ZM134 164H136V163H134ZM157 164H159V165H158L159 168L157 167V165H156V167H157L158 169L161 170V173H165V171H166V170H169V169H170V170L172 169V170H175V171L178 170V166L176 165V163H175V164H174V163H168V161L160 160V161H158ZM3 165H5V164H3ZM6 165H7V164H6ZM24 165H25V164H24ZM27 165H28V164H27ZM71 165H72V163H71ZM80 165H82V164H80ZM94 165H95V163H94ZM100 165H101V164H100ZM102 165H103V164H102ZM105 165H106V164H105ZM120 165H119V166H120ZM131 165H132V164H131ZM152 165H153V163H152ZM13 166L15 167V165H13ZM45 166H46V165H45ZM69 166H70V165H69ZM77 166H79V165H77ZM88 166H89V165H88ZM91 166H92V165H91ZM98 166H99V165H98ZM108 166H109V165H108ZM117 166H116V167H117ZM119 166H118V168H121L122 170L116 168V169L119 170V171H117L116 169H114V170L117 171V172L115 171L117 175H118V174H119V175L122 174L123 172H121V171L125 170V169H123L122 167H119ZM129 166H130V165H128L126 168H128ZM135 166H136V165H135ZM10 167H11V166L9 165V168H10ZM20 167H21V165L19 166V169H20ZM106 167H107V165H106ZM106 167L104 166V169H105ZM6 168H7V167H6ZM72 168H73V167H72ZM78 168H79V167H78ZM84 168H85V167H84ZM124 168H125V167H124ZM130 168H131V167H129V168L127 169L128 173H129V171H131ZM11 169L13 170L12 167H11ZM22 169H24V167H23ZM27 169H28V167H27ZM57 169H58V168H57ZM69 169H70V168H69ZM112 169H111V170H112ZM12 170H11V172H13ZM15 170H16V169H14V171H15ZM67 170H68V169H67ZM74 170H75V168H74ZM77 170H79V169L76 168V172H77ZM91 170H92V168H91ZM101 170H103V166H102ZM108 170L110 171V168H109ZM108 170H106V175H104L105 172L103 171L104 173H103V174L101 175V177H99V179H97L96 181H94V178H91V179L93 180V182L90 181L91 183H90V182L88 183V181H89V179H90V177H89L88 181L83 182L84 184H85V183H88L89 185L84 186V188L82 187L83 189H81V190H77L78 195H79L80 192H81L79 199L75 201V202L77 203V205H78V203H79V205H83V202H85V203L88 204V202H90V201H91V202H92V201H93V202H94V201H97L98 198H99L98 200L100 201V198H101V197L103 198L104 196H106L107 193H108V195L111 194V193H113V192H110V193H109V191H110L111 187L113 186L114 178H115L117 175L115 176V172H114V171H113V172H110V173H112V174H110V175L113 176V179H112V177H109V175H107V171H108ZM120 170H121V171H120ZM134 170H135V169H134ZM6 171H7V169H6ZM23 171H24V170H23ZM29 171H30V170H29ZM86 171H89L88 168H87ZM94 171H95V169H94ZM96 171H97V170H96ZM98 171L100 172V170H98ZM35 172H36V171H35ZM35 172H34V173H35ZM38 172H39V171H38ZM72 172H74V171H72ZM78 172H79V171H78ZM118 172H119V173H118ZM20 173H21V172H20ZM34 173H33V174H34ZM70 173H71V172H70ZM80 173H81V172H80ZM84 173H85V171H84ZM84 173H83V175H84ZM86 173H87V172H86ZM94 173H95V172H94ZM96 173H97V172H96ZM101 173H102V172H101ZM101 173H100V174H101ZM130 173H131V172H130ZM130 173H129V174H130ZM263 173H264V172H263ZM7 174H8V171H7ZM28 174H29V173H28ZM33 174H32V175H33ZM54 174H55V173H54ZM73 174H74V173H73ZM73 174H72V175H73ZM75 174H76V173H75ZM81 174H82V173H81ZM89 174H90V172H89ZM89 174H88V176H89ZM91 174L93 175V173H91ZM97 174H98V173H97ZM97 174H96V175L94 174V175L97 177V176H98ZM108 174H109V173H108ZM57 175H58V174H57ZM79 175H80V174H79ZM119 175H118V177H120ZM6 176H7V175H6ZM14 176L16 177V175H14ZM33 176L35 177V175H33ZM33 176H32V177H33ZM37 176H39V175H37ZM37 176H36V177H37ZM63 176H64V175H63ZM69 176H70V175H69ZM74 176H75V175H74ZM81 176H82V175H81ZM86 176H87V175H86ZM95 176H94V177H95ZM114 176H115V177H114ZM132 176H133V174H132ZM132 176H131V177H132ZM263 176H264V175H263ZM45 177H46V176H45ZM64 177H65V176H64ZM77 177H78V175H77ZM7 178H8V177H7ZM7 178H6V179H7ZM11 178H12V177H11ZM29 178H30V177H29ZM43 178H44V177H43ZM53 178H54V177H52V179H53ZM61 178H62V177H61ZM86 178H87V177H86ZM86 178H85V179H86ZM116 178H117V177H116ZM0 179H2V175H1ZM6 179H4V180H5V183H6ZM31 179H32V178H31ZM40 179H41V177H40ZM57 179H58V177H57L55 180L57 181ZM63 179H64V178H63ZM63 179H62V180H63ZM76 179H77V178H76ZM79 179H80V178H79ZM117 179H118V178H117ZM121 179H122V178H121ZM132 179H133V177H132ZM16 180H17V178H16ZM35 180H36V178H35ZM86 180H87V179H86ZM128 180H129V178H128ZM130 180H131V179H130ZM133 180H135V179H133ZM133 180H132V181H133ZM9 181H10V183L12 184V180L10 179ZM9 181H7V182H9ZM14 181H15V179H14ZM14 181H13V182H14ZM43 181H44V180H43ZM56 181H55V182H56ZM59 181H60V180H58V182H59ZM72 181H73V180H72ZM116 181H117V180H115V182H114L115 184L118 182V181H117V182H116ZM121 181H122V180H121ZM2 182H4V181L2 180ZM38 182H39V183H42V182H40V181H38ZM52 182H53V180H52ZM55 182H54V183H55ZM70 182H71V181H69V183H70ZM136 182H135V183H136ZM17 183H18V182H17ZM59 183H61L60 185H61V187H62V181L59 182ZM64 183H65V182H64ZM72 183H73V182H72ZM81 183H82V181H81ZM81 183H80V184H81ZM132 183H134V182H132ZM132 183H131V184H132ZM13 184H14V183H13ZM129 184H130V182H129ZM138 184H139V183H138ZM138 184H136V187H138V186L140 185V184H139V185H138ZM6 185H8V183L5 184V185L3 184V186H4L5 188L7 187ZM68 185H70V184H67V186H68ZM132 185H133V184H132ZM134 185H135V184H134ZM137 185H138V186H137ZM3 186L1 185V187H3ZM17 186H18V185H17ZM24 186H26V185H24ZM65 186H66V185H65ZM130 186H131V185H129L128 187H130ZM1 187H0V188H1ZM8 187H9V186H8ZM27 187H28V186H27ZM30 187H31V186H30ZM132 187H133V186H132ZM201 187H202V186H201ZM9 188H10V187H9ZM14 188L16 189L15 186H14ZM52 188H53V187H52ZM64 188H65V187H64ZM140 188H142V186H140L138 189H140ZM198 188H199V187H198ZM6 189H8V188H6ZM12 189H13V188H12ZM53 189H54V188H53ZM53 189L51 190V188H50L51 192L53 191ZM113 189H114V188H113ZM133 189H134V191H132L131 194H132V195H135L134 193H135L137 190L135 191V189H136L135 187H134ZM196 189H197V188H196ZM4 190H5V189H4ZM64 190H65V189H64ZM73 190H74V189H73ZM75 190H76V189H75ZM75 190H74V191H75ZM129 190H130V189H129ZM199 190H200V189H199ZM201 190H202V189H201ZM1 191H2V189H1ZM46 192H47V191H46ZM46 192H45V193H46ZM51 192H50V194H52ZM54 192H55V190H54ZM128 192H129V191H128ZM201 192H202V191H201ZM201 192H199V193H201ZM216 192H218V194H219V193H220V190H219V191H216ZM221 192H222V191H221ZM0 193H1V192H0ZM27 193H28V192H27ZM29 193H30V192H29ZM114 193H115V192H114ZM117 193H118V192H117ZM9 194H11V193H10V189H9L8 193H6V195H9ZM24 194H26V193H24ZM62 194H63V193H62ZM115 194H116V193H115ZM126 194H127V193H126ZM129 194H130V193H129ZM224 194H226V193L224 192ZM240 194H241V193H240ZM240 194H239V195H240ZM252 194H253V193H252ZM3 195H4V193H3ZM3 195H2V196H3ZM6 195H5V196H6ZM29 195H30V194H28V196H29ZM132 195H130V196L132 197ZM219 195H220V194H219ZM222 195H223V194H222ZM2 196H1V197H2ZM31 196H32V195H31ZM45 196H46V195H45ZM48 196H50V195H48ZM75 196H76V194H75ZM111 196H112V194H111ZM111 196H110V197H111ZM220 196H221V195H220ZM235 196H236V195H235ZM243 196H244V195H243ZM23 197H24V196H23ZM23 197H22V198H23ZM110 197L108 196L109 199H110ZM125 197H126V196H125ZM238 197H239V196H238ZM30 198H31V197H30ZM43 198H44V195H43ZM74 198H76V197H74ZM74 198H73V199H74ZM112 198H113V197H112ZM225 198H227V194H226V197H225ZM24 199H26V198H24ZM136 199H137V197L134 198V200H136ZM5 200H6V198L4 199V201H5ZM47 200H48V198H47ZM47 200H45L46 203H48ZM50 200H51V199L49 198V201H50ZM53 200H54V199H53ZM57 200H58V199H57ZM112 200H113V199H112ZM234 200H236V199H234ZM0 201L2 202V200H0ZM25 201H27V200H25ZM29 201H30V200H29ZM40 201L42 202V200H40ZM43 201H44V200H43ZM65 201H66V200H65ZM70 201H72L71 198H70ZM70 201H69V202H70ZM77 201H79V202H77ZM104 201H105V200H104ZM225 201H226V200H225ZM227 201L230 202V200H227ZM60 202H61V201H60ZM75 202H74V203H75ZM93 202H92V203H93ZM134 202H135V201H134ZM240 202H241V201H240ZM240 202H239V203H240ZM85 203H84V207H85ZM92 203H90L91 205H89V206H92L91 208H94V207H93L94 204L92 205ZM220 203H221V202H220ZM224 203H225V202H224ZM2 204H3V203H2ZM27 204H28V203H27ZM66 204H67V203H66ZM69 204H70V203H69ZM71 204H72V203H71ZM95 204H97V203H95ZM99 204H101V203H99ZM4 205H5V204H4ZM6 205H7V204H6ZM41 205H42V203H41ZM63 205L65 206V204H63ZM74 205H75V204H74ZM79 205H78V206H79ZM107 205H108V203H107ZM240 205H241V204H240ZM0 206H2V208H3V205H1V203H0ZM7 206H8V205H7ZM9 206H10V205H9ZM38 206H39V205H38ZM59 206H61V205H59ZM64 206H63V207H64ZM87 206H88V205H87ZM97 206H99V205L97 204L95 207L97 208ZM103 206H104V205H103ZM36 207H37V206H36ZM63 207H62V208H63ZM71 207H73V206L71 205ZM2 208H1V209H2ZM5 208H7V207L5 206ZM5 208H4V209H5ZM33 208H34V207H33ZM39 208H40V207H39ZM44 208H45V205H44ZM56 208H57V207H56ZM58 208H60V207H58ZM82 208H83V207H82ZM98 208H99V207H98ZM236 208H237V207H236ZM37 209H38V208H37ZM64 209H65V208H64ZM74 209H75V207H74ZM86 209H87V208H86ZM102 209H103V208H102ZM5 210H6V209H5ZM21 210H23V212L20 213V214H21L22 217H23L24 209H21ZM26 210H27V209H26ZM29 210H30V209H29ZM33 210H34V209H33ZM66 210H67V212H68L67 207H66ZM100 210H101V209H100ZM2 211H3V210H2ZM6 211H7V210H6ZM30 211H31V210H30ZM34 211H35V210H34ZM45 211H46V210H45ZM64 211H65V210H63V212H64ZM72 211H73V208H72ZM89 211H90V210H89ZM96 211H98V210H96ZM208 211L210 212V215H212V213H211V211H210L209 209H208ZM208 211L206 210L205 213H206V212L208 213ZM8 212H9V207H8ZM31 212H33V211H31ZM43 212H44V210H43ZM63 212L59 213V214H58L59 216L56 215V214H55L56 216H55V215L53 216V214H52L53 217H52V216H49V217H51V220H50L49 222H45V223H44V224L47 225V227L44 228V229H45V233H44L43 235L46 234V235L49 237L48 239H50V240H51V239H53V240H54V239H56V240L58 239L57 242H54V244L56 243V247H57L58 244H60V243H61V244H64V243H65V245H66L65 247L68 246V245H67V241H68V239H67V235H66L67 233H73V232H76V233H77V232H79V233L82 232V233H83V232H84V234H85V233H87V232H85V231H88V230H89V231H91V234H89L90 232H88L87 236H90V235H91V238H88V239H89V240H90V239L92 240L93 238H95V236H96L97 234H99V233L101 232L100 230H99L100 232L98 231L99 228H97V227H93L92 225H94V224L91 225V224H90L91 222L88 221V220H89V217L91 218V216L94 214V213H93L94 211H93L92 209H91V212H92L93 214H92L91 212H88L87 210H84V209H81V210H80L79 207H78V209L76 208V209L73 211V213H71V214L69 213L67 216L62 215ZM3 213H6V212L4 211ZM25 213H27V212L25 211ZM29 213H30V212H29ZM41 213H42V212H41ZM47 213H48V212H47ZM64 213H65V212H64ZM90 213H91V214H90ZM98 213H99V212H98ZM98 213H97V214H98ZM192 213H193V212H192ZM207 213H206V214H207ZM20 214H19V215H20ZM45 214H46V213H45ZM49 214H50V213H49ZM213 214H214V213H213ZM4 215H5V214H3V217H4ZM6 215H7V213H6ZM31 215H32V213H31ZM99 215H100V214H99ZM210 215H208L207 218H208V217L211 218ZM36 216H37V214H36ZM57 216H58V217H57ZM27 217L29 218V215H28ZM30 217H31V216H30ZM38 217H39V216H38ZM92 217L94 218V215H93ZM203 217H204V216H203ZM1 218H2V217H1ZM1 218H0V219H1ZM4 218H5V217H4ZM20 218H21V217H20ZM24 218H25V217H24ZM35 218H36V217H35ZM204 218H205L206 220H209V218H208V219H207L206 217H204ZM25 219H27V218H25ZM43 219H44V218H43ZM49 219H50V218H49ZM87 219H88V220H87ZM12 220H13V219H12ZM15 220H16V219H14V221H15ZM19 220H21V219H19ZM17 221H18V219L16 220V223H13V222H12V223L15 224V225H17ZM25 221H26V220H25ZM47 221H48V220H47ZM93 221H94V220H93ZM100 221H101V220H100ZM106 221H108V220H106ZM116 221H117V220H116ZM118 221H119V219H118ZM118 221H117V222H118ZM197 221H198V220H197ZM197 221H196V222H197ZM209 221H210V220H209ZM20 222H21V221H20ZM96 222H97V221H96ZM101 222H103V221H101ZM109 222H110V220H109ZM207 222H208V221H207ZM207 222H206V225L209 223V222H208V223H207ZM18 223H19V221H18ZM21 223H23V222H21ZM92 223H93V222H92ZM94 223H95V222H94ZM97 223H99V222H97ZM10 224H11V221H10ZM100 224H101V223H100ZM200 224H202V226H201ZM200 224H199V228H198V224L195 223V224H194V228L192 229V231H196V232H199V231H200V232H204V230H205V232H206V231H208V230H207V227H208V226L210 227V226L213 224V222H212V224H208L207 226L204 225V222H201ZM215 224H217V223H215ZM27 225H28V224H27ZM42 225H43V224H42ZM42 225H41V226H42ZM97 225H98V224H97ZM196 225H197V226H196ZM3 226H4V225H3ZM43 226H44V225H43ZM43 226H42V227H43ZM100 226H101V225H100ZM100 226H99V227H100ZM204 226H206V228H204ZM109 227H110L109 225H108V226L106 225V228H109ZM173 227H174V226H172V228H173ZM183 227H184V226H183ZM183 227L181 228V226H177V229H176V226H175V230H179V232L177 231L176 233L173 234L174 238H175V236L177 235V233L180 234V232H181L182 235L184 234V232H182V231H183L185 228H183ZM185 227H186V226H185ZM104 228H105V225H104ZM106 228H105V229H106ZM170 228H171V227H170ZM201 228H202V230H201ZM214 229H216V228H214ZM214 229H213V231H214ZM8 230H9V229H8ZM83 230H84V231H83ZM175 230H174V228H173V230L170 229V231H172V233L175 232ZM198 230H199V231H198ZM211 230H212V229H211ZM184 231H185V230H184ZM192 231H190V232H192ZM66 232H67V233H66ZM98 232H99V233H98ZM164 232H165V231L162 230V231H161V234H164ZM209 232H210V228H209ZM8 233H9V232H8ZM49 233H51V234H53V233H54V234H59V237H58V238H57V237L55 238V236H53V237L51 236L52 238H50ZM211 233H212V232H211ZM2 234H3V233H2ZM161 234H160V235H161ZM170 234H171V233H170ZM181 234H180V235H181ZM198 234H199V233H198ZM213 234H214V233H213ZM46 235H45V236H46ZM62 235H63V236H62ZM78 235L80 236V234H77V236H78ZM18 236H19V235H18ZM35 236H36V235H35ZM38 236H39V235H38ZM38 236H37V237H38ZM40 236H42V234H41ZM83 236H84V235H83ZM87 236H86V237H87ZM161 236H162V235H161ZM11 237H13V236H11ZM16 237H17V235H16ZM159 237H160V236H159ZM178 237H179V236H178ZM28 238H29V240H30V238H32V237H28ZM39 238H40V237H39ZM71 238H72V237H71ZM71 238H70V239H71ZM75 238H76V237H75ZM152 238H153V237H152ZM152 238H151V239H152ZM203 238H204V237H203ZM205 238H206V237H205ZM8 239H9V238H8ZM83 239H84V238H83ZM85 239H86V238H85ZM88 239H87V240H88ZM176 239H177V236H176ZM188 239H189V238H188ZM4 240H5V239H3V241H4ZM38 240H39V239H38ZM45 240H46V239H45ZM53 240H52V241H53ZM79 240H80V239H79ZM152 240H154V239H152ZM171 240H172V239H171ZM207 240H208V239H207ZM13 241H14V240H13ZM31 241H32V242H35V239H34V240H31ZM31 241H30V243H31ZM47 241H48V240H47ZM54 241H55V240H54ZM85 241H86V240H85ZM173 241H174L173 243L175 244L177 240H174V239H173ZM189 241H190V239H189ZM10 242H11V241H10ZM15 242H16V241H15ZM80 242H81V240H80ZM2 243H3V242H2ZM6 243H8V242L6 241ZM6 243H5V244H6ZM41 243H42V240H41ZM41 243H39V249H40V245H41ZM48 243H49L50 245H51V244L53 245V242L51 243V241L48 242ZM185 243H186V242H185ZM5 244H4V246H5ZM27 244H29V241H28ZM35 244L37 245V242H36ZM35 244H34V245H35ZM82 244H83V243H82ZM188 244H190V243H188ZM2 245H3V244H2ZM8 245H10V244L8 243ZM30 245H31V244H30ZM50 245H49V246H50ZM76 245H77V244H76ZM183 245H184V244H182L181 247H182ZM0 246H1V244H0ZM24 246H26V244H25ZM32 246H33V245H32ZM32 246H31V247H32ZM45 246H46V245H45ZM45 246H44V247L41 246V247H42V250H43V248H45ZM47 246H48V244H47ZM49 246H48V248H49ZM61 246H62V245H61ZM69 246H71V244H70ZM186 246H187V245H186ZM186 246L184 245V246H183L184 250L181 251L182 248L179 249L178 246L174 245L173 248H177L178 251H179V253L177 254V252H175V251H177V250H174V252H173V249H172L173 256L177 257L176 255H178L177 258H179L180 260H182V262L185 263V264H194V263L197 264V262H198L197 259H198V258L196 259L197 262H195V261H194V263L191 262V261H192V258L194 259V256L191 257V261L189 260L191 263H190L189 261H185V260H186V257H188V256H187L188 254L186 255V253H187V251H188L187 248H186ZM189 246H190V245H189ZM191 246H193V245H191ZM8 247H9V246H8ZM51 247H52V246H51ZM193 247H194V246H193ZM13 248H16V247L13 246ZM13 248H12V249H13ZM29 248H30V247H29ZM33 248H37V247L34 246ZM54 248H55V247H54ZM62 248H63V246H62ZM71 248H73V246H72ZM185 248H186V249H185ZM37 249H38V248H37ZM59 249H60V248H59ZM63 249H64V248H63ZM63 249H62V251H61V250H60V251H61V252H64L65 250H68V248H65L64 251H63ZM196 249H198V248H196ZM196 249H195V250H196ZM10 250H11V249H10ZM18 250H19V249H18ZM21 250H22V249H21ZM30 250H32V249H30ZM33 250H34V249H33ZM56 250H58V247H57ZM185 250H186V252H184ZM195 250H194V251H195ZM13 251H14V249H13ZM19 251H20V250H19ZM34 251H35V250H34ZM40 251H41V249H40ZM44 251H45V250H44ZM71 251H72V250H71ZM192 251H193V249H192ZM197 251H198V250H197ZM58 252H59V250H58ZM11 253H12V252H11ZM16 253H17V252H16ZM18 253H20V252H18ZM18 253H17V254H18ZM29 253H30V252H29ZM32 253H33V252H32ZM35 253H36V252H35ZM38 253H39V250H38ZM174 253H175V254H174ZM188 253H189V252H188ZM22 254H23V251H22ZM26 254H28V251H27ZM30 254H31V253H30ZM47 254H48V252H47ZM58 254H59V253H58ZM58 254H57V255H58ZM63 254H64V253H63ZM63 254H61L62 257H63ZM66 254H67V253H66ZM11 255H12V254H11ZM18 255H19V254H18ZM33 255H34V253H33ZM37 255H38V254H37ZM37 255L35 254L34 256H36V258H37V257L39 256V255H38V256H37ZM42 255L44 256L43 253H42ZM59 255H60V254H59ZM185 255H186V256H185ZM192 255H193V254H192ZM196 255H197V254H196ZM196 255H195V257H196ZM20 256H21V255H19V257H20ZM29 256H30V255H29ZM43 256H42V257H43ZM47 256H48V255H47ZM49 257H50V256H49ZM56 257H57V256H56ZM60 257H61V256H60ZM33 258H34V257L32 256V259H33ZM39 258H40V257H39ZM45 258H46V257H45ZM45 258H44V259H45ZM14 259H16V258H14ZM19 259H20V258H19ZM32 259H31V260H32ZM44 259H42V260H44ZM47 259H48V258H47ZM59 259H60V258H59ZM174 259H176V258H174ZM174 259H173V261H175ZM17 260H18V258L16 259V261H17ZM34 260H35V259H34ZM36 260H37V259H36ZM38 260H39V259H38ZM48 260H49V259H48ZM65 260H66V259H65ZM75 260H76V259H75ZM75 260H74V261H75ZM55 261H56V260H55ZM59 261H60V260H59ZM59 261H58V263H59ZM63 261H64V260H63ZM63 261H62V262H63ZM173 261H172V262H173ZM18 262H20V261H18ZM33 262H34V261H33ZM35 262H36V261H35ZM44 262H45V260H44ZM175 262H176V261H175ZM46 263H47V261H46ZM100 263H101V262H99V264H100ZM201 263H203V262H201ZM20 264H21V263H20ZM35 264H36V263H35ZM37 264H38V263H37ZM40 264H42V262H40ZM47 264H48V263H47ZM49 264H50V263H49ZM61 264H62V263H61ZM70 264H71V263H70Z\"/></svg>",
	"mask_w": 264,
	"mask_h": 264
},
{
	"label": "crops",
	"instance_id": "crops-1",
	"mask_svg": "<svg viewBox=\"0 0 264 264\" xmlns=\"http://www.w3.org/2000/svg\"><path fill=\"white\" fill-rule=\"evenodd\" d=\"M174 130L166 125L162 130L163 145L187 163L190 179L194 182L223 186L243 180L245 165L222 132L205 125ZM130 206L123 220L109 230L104 238L112 250H129L133 259L154 258L163 254L159 240H152L157 229L183 216L189 206L191 191L188 188L143 190Z\"/></svg>",
	"mask_w": 264,
	"mask_h": 264
},
{
	"label": "built area",
	"instance_id": "built-area-1",
	"mask_svg": "<svg viewBox=\"0 0 264 264\" xmlns=\"http://www.w3.org/2000/svg\"><path fill=\"white\" fill-rule=\"evenodd\" d=\"M168 148V146L167 145H163V149H167Z\"/></svg>",
	"mask_w": 264,
	"mask_h": 264
}]
</instances>
